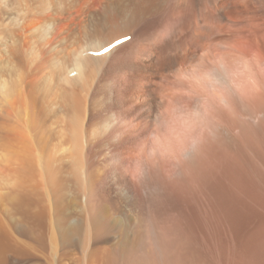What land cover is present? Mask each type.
Masks as SVG:
<instances>
[{
	"label": "rangeland",
	"instance_id": "obj_1",
	"mask_svg": "<svg viewBox=\"0 0 264 264\" xmlns=\"http://www.w3.org/2000/svg\"><path fill=\"white\" fill-rule=\"evenodd\" d=\"M183 2V8L180 10L167 11L170 13L167 15L166 12V17L161 16L165 20L161 21L163 24L158 25L161 38L167 37L164 39L167 40L173 37L179 48L182 47L172 52L177 64H182L179 70L176 68L175 72L169 71L168 69L175 64L158 59L156 55L158 51L155 49L153 50L157 51L155 56L148 58L149 53H145L147 56L127 60L126 64H120L117 57H113L105 63L104 72L88 78L85 86L81 82L75 88L76 92L87 97L86 130L94 122L96 130L103 132L107 118H111L112 115L113 118L115 112L119 116L120 140L118 138L113 142H104L102 141L104 134H93L92 138L89 137L90 134L88 135L89 143H94L93 147L88 148L89 152L94 149L90 155L91 164L93 167L98 166L101 171V182L96 187V193L100 195L105 214L109 217L110 232L100 241L93 239L82 251L86 234L83 222L89 216V211L84 203L80 209H74L79 206V194L77 189L69 184L64 199L56 200L59 213L53 198L49 204V213L45 212L43 204L33 210L32 215L37 220L46 221V228L36 236V242H45L47 253L46 248L41 250L31 248L30 245L35 242L29 234L31 224L23 217L18 202L10 198L15 194L14 187L23 190L20 184L21 177L11 184L2 173L7 171L12 173L13 169L17 171V165L14 164V158L17 157L15 155L18 153L17 142L12 145V149H8L12 153L10 157L7 155L9 153L7 146L3 148L5 151L0 150V264H99L98 257L90 258L92 251L108 247L107 250L116 255V262L122 263L120 256L126 254L119 251L127 245L134 247L136 252L134 260L138 259L137 263L152 264L151 258L154 255L159 259L163 258L165 250L163 228L172 233L178 230L183 238L185 237L189 249L191 248L187 254L190 256L186 255L188 259L196 258L205 264H264V202L257 199L238 201L232 198L223 201L212 200L209 198L208 190H202L207 197L201 195L196 198L193 195L195 191L200 190L191 187L190 175L185 174L189 187L176 192L180 216L175 213L165 215L161 208L160 190L156 186L157 177L151 164H156L161 176L163 171L171 172L173 166L184 168L180 152L187 147L189 142L187 133L191 127L184 120L177 119L171 114L167 107L168 102L170 98L184 95L185 88L193 86V82L199 84L200 80L196 81L190 73L188 74L191 67L193 68L191 66L193 63L188 61L189 57L196 55L203 48V42L198 40L201 47L195 49L192 45L194 41L188 39L191 31H181L183 18L189 16L192 28L208 26L206 36L213 34L214 40L236 41L244 53L225 50L215 54L214 65L221 63L231 83L239 85L237 87L249 86L254 82L259 84L264 96V84L249 60L251 53L264 57V0H183ZM132 3L134 0H0V8L6 13L3 27H0V43L5 42V46L0 47V76L7 80L21 77L25 89L34 88L38 98H41L44 84L52 71H62L74 63L65 77L81 71L78 79L81 78L82 81L85 73L84 60L101 58L89 52L98 53L97 46L126 29V23L134 13V10L130 9ZM174 3L175 0L170 4L174 6ZM216 7L223 11L222 14L227 18L221 22L222 26L219 29L213 22L207 20ZM135 11L137 15V10ZM113 15L116 16L114 20L111 19ZM141 19L144 20L145 17L142 16ZM141 19L139 21L142 23ZM227 21L234 27L226 28ZM152 30L153 23L136 25L131 31L134 32L129 33V37L133 36L130 42L138 31L142 38ZM98 33L102 34L101 39H93L84 45L91 36ZM133 48L138 49L131 45L125 46L118 53L129 55L134 51ZM84 53H87L85 57L82 56ZM78 64H81L80 69L77 68ZM165 64L166 68H163ZM71 85L72 83L66 85L61 81L62 89H70ZM1 93L3 91L0 92L2 96ZM70 101L71 99L64 98L65 110L69 109ZM157 101L162 113L170 122L165 135L150 137L142 120L144 116L151 114L148 108H154ZM37 104L39 106L38 100ZM182 104L187 111L192 112L191 103L182 101ZM45 105L48 114L47 118L45 117V124L51 136L47 143L45 141L42 143L46 144L47 154L51 156L55 154L56 160H59L67 157L72 149L69 141L71 138L67 136L62 139L60 130L64 126L72 125L69 120L67 123L63 121L66 116L62 118L65 112L60 103L51 102ZM23 125L29 129L30 118L25 117ZM113 130L111 129V132ZM63 144L67 145L61 147ZM34 145H37V141ZM40 152L38 163L40 175L36 183L44 184L47 175L44 156H41ZM148 152H153L154 156L147 158ZM2 153L7 156H3ZM246 154L250 155L252 167L258 170V179L264 190V160L257 158L253 151H247ZM194 160L202 168H210L208 162L201 160L198 162V157ZM216 178L220 180L219 186L222 191L232 192L233 188L224 173L218 172ZM172 190L174 192L177 189ZM58 215L61 219L67 220L68 227V222L77 220L75 225L78 233H72L70 228L66 227L63 228L69 229L66 230L67 233L60 230L62 229L60 227L59 230L55 229V218ZM7 227L17 246L15 249L9 248V251ZM55 231L58 233L57 241L54 239Z\"/></svg>",
	"mask_w": 264,
	"mask_h": 264
},
{
	"label": "bare ground",
	"instance_id": "obj_2",
	"mask_svg": "<svg viewBox=\"0 0 264 264\" xmlns=\"http://www.w3.org/2000/svg\"><path fill=\"white\" fill-rule=\"evenodd\" d=\"M172 1L173 0H134V3L130 6V9L134 10V13L132 12V18L126 23V29L110 37L105 43L99 46L96 45L99 48L98 52L109 47L114 42L128 37L129 33L134 32L131 31L138 24L146 22L148 24L153 23L152 32L141 38L140 32L138 31L132 42H130V39L126 43L114 47L111 51L102 55L101 58H85L86 60L83 62L85 73L83 72V77L80 75L82 81L81 78L78 79L79 72L81 71L77 72L76 76L73 78L70 76L65 77V74L69 68L74 66V63L67 66L66 69L62 71H52L44 84L41 98H38L34 88L30 90L25 89L26 87H24L21 77L7 80L0 76V92L3 91V93H1L2 96L0 95V150L5 151L3 148L7 146V152H9L7 155L10 157L12 153H10L8 149H12V145L18 142V153L15 155L17 157H12L15 160L14 164L17 165V171L13 169L14 172L11 171L12 173L8 171L7 173H2L7 182L11 184L16 181L17 178L21 177L20 184L23 190H17L15 189L16 187H14L15 194L10 196V198L12 197L15 199V202H18L23 217L31 224L29 234L30 238L35 241L31 245L30 243L28 244L31 248L35 250L46 248L47 253L46 243L36 242V236L41 234L43 229L46 228V221L37 220L32 215L33 210L43 204L45 212L49 213V204H51L52 198L55 199V204L56 200H63L68 191L69 184H72L74 188L77 189V194H79V206L74 209H80L82 203H84L86 209L89 211V216L86 221L83 222L86 234L82 251L87 248L88 244L93 239L94 241H100L103 236L110 232L111 225L109 217L105 214L100 195L96 193V187L101 182V171L97 168L98 166L93 167L91 164L90 155L94 149L89 152L88 148L93 147L94 143H89L88 138H92L93 134H104L102 135V141L104 142H113L118 138L120 140L119 116L118 113L115 112L113 118V115L111 118L106 117V127L103 132L100 131L101 133L96 130L94 122H92L89 129L86 130L85 117L87 115V97L82 93L76 92L75 88L79 86L81 82V84L85 86V84H87L85 81L88 78L104 72L105 63L113 57H117L120 64H126L127 60L129 61L133 58L144 56L145 53H149L148 58H151L155 56L158 51L156 54L158 59L164 60L165 63L171 61L175 64L171 69H168L169 71L175 72L176 68H178L176 70H179L182 64H177V60L174 59L172 52H174L176 48V50H179L182 47L179 48V44L173 37L167 40H164L167 38L166 36L164 39L161 38L158 26L159 23L163 24L161 21L165 19H162L161 16L163 17V15H165L164 17H166L165 13L167 11L180 10L183 8V0H175L174 6L170 4ZM213 5L216 6L215 3ZM135 10H137V15ZM222 12L216 7L213 9L211 16L207 18L208 22H213L218 29L222 26L221 22L227 20ZM168 13L170 12H167V15ZM5 14L4 10L0 8V27H3ZM139 14L140 18H138ZM142 16L145 17L144 20H142L143 18L141 19ZM111 19H116V16L113 15ZM139 19L143 22L141 23ZM181 24L182 32L184 30L191 31V35L188 39L194 41L192 45L195 49L201 47V44L199 45L200 40L203 42V48L198 51L196 55L189 57L188 61V63H193V65L191 64L193 68L190 66L191 70L188 71V74L190 73L196 81H198L197 79L200 80L199 84L193 82V86L185 88L184 95L182 94L183 96L181 95V97H175L174 99L170 98L168 102L169 106L167 107H169L171 114L177 119L180 118L184 120L190 124L191 127L187 133L189 140L187 147L180 152L183 164L185 165L184 168L177 165V167L173 166L174 168L172 167L173 169L171 172L170 170L169 172L168 170L162 172L163 178L161 174L159 175L156 164H151L157 177L155 183L160 190L159 201L162 204V211L165 215L175 213L180 216V211L176 204L178 199L176 192H178V190L180 192L182 189L189 187L187 186L188 178L185 174L190 175L189 179L191 183L189 184H192L191 187L200 190L195 191L193 196L196 198L201 195L206 196L202 190H208L207 193L210 194L209 198L212 200L223 201L232 198L238 201L257 199L264 202V190L258 179V170L252 167L250 155L246 154L247 151H253L257 158L264 160V96L260 91L259 84L255 82L254 84L241 88L237 87L239 85H233L226 74L225 67L221 63H219V65H214L215 59L213 58L215 54L222 53L225 50H230L239 54H243L244 51L233 39H221L218 41L214 40L213 34L211 36H206V33L209 31L208 26L192 28L193 25L189 16L183 18ZM225 25L226 28L234 27L230 21H227ZM101 35V33H98L91 36L84 45H87L93 39H101ZM4 44L5 42L0 43V47L5 46ZM130 45L138 49H135V51L133 48L134 51H131L129 55L128 53L127 55H123L122 53L120 55V53H118L119 50ZM155 49L157 51H153ZM83 50L84 49H82V51ZM145 56H147V54ZM249 60L257 70L264 84V57L256 53H251L249 55ZM204 61H206L205 64ZM208 62L210 63L207 65ZM80 66L81 64H78L77 68L80 69ZM163 68H166V64ZM190 75L188 76L191 77ZM20 80L21 83H19ZM61 81L66 83V85L72 83V87L70 89H62ZM64 98L71 99L69 109L67 110L64 109ZM159 101H161V99ZM159 101H157L154 108H148L151 114L144 116L142 120L150 137L165 135L166 129L169 126L170 121L167 119L168 117L162 113V108L158 104ZM182 101L191 103L193 108L192 112L187 111L184 108L185 105L183 107ZM51 102L54 104L60 103L62 105L65 112V115L62 113V118L66 116L63 121L67 123V120H69V123L72 125V127L64 126L66 129L63 127L60 130L62 139H64V137L67 138V136L71 138L68 139L72 149L67 157H63L59 160H56L55 154L54 156L47 154L45 150L46 144L42 143V141L47 143L51 136L47 132L48 129L45 124V117L47 118L48 115L45 103L48 104ZM25 117L28 119L30 118L29 129H26L23 125V119ZM111 129H114L113 132H111ZM89 134L90 136L88 137ZM35 141H37V145H34ZM66 145L67 144H63L61 147ZM37 147L39 149H37ZM39 152L41 156H44L46 168L47 177L44 184L36 183L40 175L38 170V163H40ZM7 155L3 154V156ZM195 155L199 159L198 162L200 160L206 161L210 168H202L199 163H196L194 159L197 157H195ZM153 156V152H148L147 158ZM10 163L12 164V162ZM103 168L105 169V164H103ZM218 172H222L226 175L227 181L230 182L229 184H231L233 188L232 192L229 190H221L219 186L220 180L216 178ZM67 180L70 181V183ZM44 185H46V187ZM172 189L177 190L173 192ZM56 208L59 213L57 204ZM55 220V229L58 228L59 230L60 227L62 228L60 230H64V232L67 233L66 230L69 231V229L65 230L63 228L66 227L70 228L72 233H78L75 225L77 220L74 219L68 222L69 227L67 225V220L61 219L60 215L56 216ZM163 229L165 233V240L163 241L165 248L163 258L159 259L154 255L153 258H151L152 264H177L178 262L182 264H205L196 258H187V256H190L187 254L191 248L189 249L188 243L184 239L185 237L183 238V235L180 234V231L177 230L172 233L166 228ZM56 231L55 238L52 236V239L54 238L55 241H57L58 234H56ZM69 234L70 233H68V235ZM15 247L17 248L7 227V251H9V248L15 249ZM108 248H103L104 250H93L90 258L93 257V259H95L94 257H98L100 259L99 264H140L136 262L138 259L134 260V258L136 259V252L133 246L130 247L127 245L119 251V253L126 254L120 256L122 263L116 262V255L112 253V251H108ZM185 257L187 259H185Z\"/></svg>",
	"mask_w": 264,
	"mask_h": 264
}]
</instances>
